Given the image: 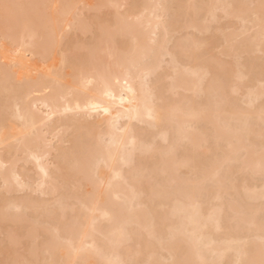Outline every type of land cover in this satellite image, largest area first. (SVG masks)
<instances>
[{"label": "bare ground", "instance_id": "bare-ground-1", "mask_svg": "<svg viewBox=\"0 0 264 264\" xmlns=\"http://www.w3.org/2000/svg\"><path fill=\"white\" fill-rule=\"evenodd\" d=\"M0 264H264V0H0Z\"/></svg>", "mask_w": 264, "mask_h": 264}]
</instances>
